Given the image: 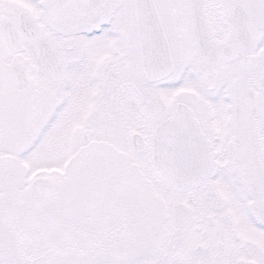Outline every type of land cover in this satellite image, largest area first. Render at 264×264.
I'll list each match as a JSON object with an SVG mask.
<instances>
[{"label": "snow or ice", "instance_id": "6c2138e0", "mask_svg": "<svg viewBox=\"0 0 264 264\" xmlns=\"http://www.w3.org/2000/svg\"><path fill=\"white\" fill-rule=\"evenodd\" d=\"M0 264H264V0H0Z\"/></svg>", "mask_w": 264, "mask_h": 264}]
</instances>
